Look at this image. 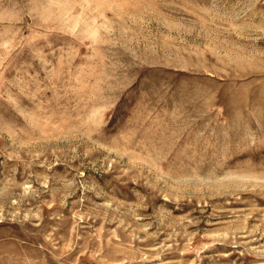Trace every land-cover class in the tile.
Returning <instances> with one entry per match:
<instances>
[{
	"label": "rangeland",
	"instance_id": "obj_1",
	"mask_svg": "<svg viewBox=\"0 0 264 264\" xmlns=\"http://www.w3.org/2000/svg\"><path fill=\"white\" fill-rule=\"evenodd\" d=\"M0 264H264V0H0Z\"/></svg>",
	"mask_w": 264,
	"mask_h": 264
}]
</instances>
